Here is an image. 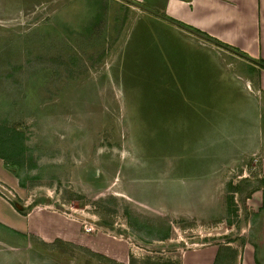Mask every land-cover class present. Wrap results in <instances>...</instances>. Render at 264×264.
Segmentation results:
<instances>
[{"label":"rangeland","instance_id":"374dc122","mask_svg":"<svg viewBox=\"0 0 264 264\" xmlns=\"http://www.w3.org/2000/svg\"><path fill=\"white\" fill-rule=\"evenodd\" d=\"M69 1L0 0V194L61 214L68 229L75 219L95 227L69 251L46 250V264H187L215 245V264H238L236 252L264 264L259 96L238 74L244 62L144 24L133 7L121 62L86 64L82 45L94 39L68 34Z\"/></svg>","mask_w":264,"mask_h":264},{"label":"crops","instance_id":"0c3cea01","mask_svg":"<svg viewBox=\"0 0 264 264\" xmlns=\"http://www.w3.org/2000/svg\"><path fill=\"white\" fill-rule=\"evenodd\" d=\"M69 2L74 4L68 10L66 3L67 15L64 14L66 19L63 21L66 25L74 26L70 27L68 34L73 38L88 37L82 41L94 39V46L89 43L82 45L85 56L80 53V57L85 58L86 64L121 62V49L130 39L127 26L132 18L136 20L135 11H132L133 7L139 8L142 12L140 18L144 24H146L145 21L153 18L158 25L166 29L191 32L196 34L200 41L217 44L211 40L212 38L246 55L242 56L229 50L236 54L234 58L244 62V68L242 71L239 70L238 74L244 76L249 83L248 88L252 87L256 91L255 94L259 96L257 103H254L255 132H253L252 152L253 157L256 158L255 168L260 178L258 191L262 189L264 196V69L256 63L259 60L264 61V0H70ZM100 9L106 11L103 17L98 14ZM151 9L157 12H151ZM130 16H132L131 19ZM107 19L108 22H106ZM79 21L91 24L84 30L77 24ZM104 25L107 32L104 37H100L99 28H103ZM198 45L201 44L198 43ZM210 60L211 57H208L209 62ZM208 61L209 65L211 62ZM78 78L79 76L74 77V79ZM0 172L4 170L0 169ZM259 201L261 203L263 201L262 204H264V200ZM39 212V210H25V213H22L9 198L0 194V227L11 233L7 236L0 234V249L8 252L4 259L7 264L10 262L11 264H30L31 262L46 264L47 261L41 257L46 250L58 255L57 252L60 250H67L73 243H77L75 241L77 235L86 234L78 219L74 222L79 225L75 224L77 227H73L74 224H69L68 229L64 221V225L59 223L62 220L61 214L45 210L41 211L46 212L42 215ZM50 213L53 215H49ZM20 239H22L21 243H19ZM222 246L215 245L211 249L200 251L197 258L192 257L187 264H215ZM226 248L230 254L236 252L234 247ZM94 252L99 251L95 249ZM9 253H12L10 259ZM236 258H238L236 259L238 264H257L255 259L244 263V252L242 255L236 252ZM257 262L261 264L259 259ZM51 264L54 263L51 262Z\"/></svg>","mask_w":264,"mask_h":264},{"label":"trees","instance_id":"16d2710c","mask_svg":"<svg viewBox=\"0 0 264 264\" xmlns=\"http://www.w3.org/2000/svg\"><path fill=\"white\" fill-rule=\"evenodd\" d=\"M211 40L212 41H214L215 43H217L219 46H221V47H224V48H226V49H229V50H231V51H235V52H237L239 55H242V56H246V55H244L242 52H240V51H238V50H236V49H234V48H231L230 46H228V45H225L224 43H221L220 41H218V40H215V39H212L211 38ZM261 68H263L264 69V61L263 60H259V61H257L256 62ZM2 128V127H1ZM3 129V128H2ZM4 131H5V133L8 135V136H10L11 134H9L8 132H9V129L7 128V127H4ZM11 132V131H10ZM12 134H14V135H20V133L19 132H17V131H15V132H11ZM258 189V188H257ZM256 189V190H257ZM251 191V190H250ZM20 210V212H22V213H25V211L24 210H22V209H19ZM255 261H256V263L258 264V262H257V259H255Z\"/></svg>","mask_w":264,"mask_h":264},{"label":"built area","instance_id":"2783aa9c","mask_svg":"<svg viewBox=\"0 0 264 264\" xmlns=\"http://www.w3.org/2000/svg\"><path fill=\"white\" fill-rule=\"evenodd\" d=\"M7 197V196H4ZM8 198V197H7ZM80 222V221H79ZM85 222H80L81 228L83 229V231L87 234H90L92 232L95 231V227L94 225H87Z\"/></svg>","mask_w":264,"mask_h":264}]
</instances>
